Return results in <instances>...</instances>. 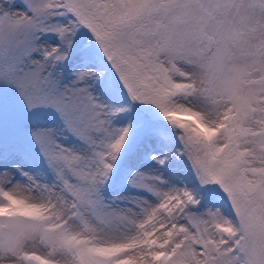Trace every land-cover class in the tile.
Segmentation results:
<instances>
[{"label": "snow or ice", "instance_id": "1", "mask_svg": "<svg viewBox=\"0 0 264 264\" xmlns=\"http://www.w3.org/2000/svg\"><path fill=\"white\" fill-rule=\"evenodd\" d=\"M0 264H264V0H0Z\"/></svg>", "mask_w": 264, "mask_h": 264}, {"label": "rangeland", "instance_id": "2", "mask_svg": "<svg viewBox=\"0 0 264 264\" xmlns=\"http://www.w3.org/2000/svg\"><path fill=\"white\" fill-rule=\"evenodd\" d=\"M132 190L127 188L126 185L121 184L119 187H117L116 189H114L113 194L115 195H121V194H127L130 193Z\"/></svg>", "mask_w": 264, "mask_h": 264}]
</instances>
